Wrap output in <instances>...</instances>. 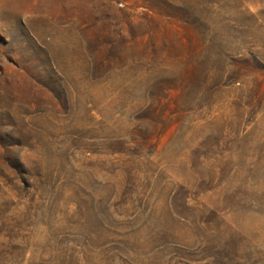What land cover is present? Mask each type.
<instances>
[{"label": "rangeland", "instance_id": "obj_1", "mask_svg": "<svg viewBox=\"0 0 264 264\" xmlns=\"http://www.w3.org/2000/svg\"><path fill=\"white\" fill-rule=\"evenodd\" d=\"M0 264H264V0H0Z\"/></svg>", "mask_w": 264, "mask_h": 264}]
</instances>
